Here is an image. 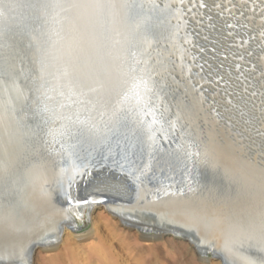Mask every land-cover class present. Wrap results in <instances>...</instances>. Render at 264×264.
<instances>
[{"label":"bare ground","instance_id":"obj_1","mask_svg":"<svg viewBox=\"0 0 264 264\" xmlns=\"http://www.w3.org/2000/svg\"><path fill=\"white\" fill-rule=\"evenodd\" d=\"M137 1L115 0L117 7L99 12L92 9L66 11L53 6L45 27L47 38L43 47L45 55L39 63V67L44 66L40 69V80L32 82L27 74L21 76L23 80L17 75L12 78L14 96L18 99L14 105L20 107L30 100L34 103L31 107L36 106L45 123L31 126L29 123H12L0 112V130L12 134L19 143L23 141L25 150L31 143L28 136L32 138L41 130L47 140L43 148L53 150L50 154L34 152L28 159L9 152L6 146L0 151V242L12 241L17 249L20 248L16 253L18 256L27 252L14 261L17 264L31 260L32 250L40 239L55 231L60 235L63 227L70 228L74 222L71 218H75L73 213H84L90 204L98 202L106 204L111 215L136 224L138 231L143 226L163 228L173 237L187 241L201 256H208L209 248H212V257L222 264H228L227 260L232 263L231 256H243L245 264H249L248 254L264 252V230L246 233L241 229L246 228L244 225L257 228L264 223V205H252L260 191L254 189L247 173L221 167L223 159L216 152L207 150L201 137L195 136L192 126L186 123L188 116H195L202 109V104L196 100L197 94H190V103L182 101L184 98L180 100L176 113L168 120L164 118L170 115V95L166 91V97L159 92L153 96L155 89L150 70L155 67L150 65V55L146 52L159 35H163L156 26L164 19H171L172 0H165L162 5L151 4L158 0H140L146 6L131 21L128 19L129 8L136 7ZM29 3L11 0L6 6L0 5V20L21 16L26 13L22 7H29ZM43 15L48 16V13ZM20 22L27 26L21 32L28 31L35 38L37 31L41 33L39 25H33L29 20ZM8 24L0 22V32L6 27L7 31L18 34L19 29ZM148 25L155 33L145 32ZM30 27H34L33 32ZM180 29L177 27L178 31ZM137 43H141L140 48L136 47ZM175 45L169 48L180 54L179 62L182 63L183 46L181 42ZM169 54L167 50L166 55ZM237 54L238 57L241 55ZM33 62L34 68H38L36 56ZM37 77L35 74L33 79ZM41 81H44L43 85ZM33 94L38 97L37 102L30 99ZM11 98L7 96L8 100ZM2 100L0 98V103ZM162 103L166 105L164 109ZM126 118L134 123H124ZM25 140L28 143H24ZM95 157L99 159L94 160ZM110 157L117 158V162L110 163ZM86 165L89 169H85ZM231 173L236 175L231 179L235 181V187L223 183L225 177L232 176ZM206 178L219 183H208ZM100 180L112 184L117 191L106 196L92 195L91 185ZM85 197L95 202L75 203ZM205 209L218 213L225 210L231 214L230 220L238 222L222 225L214 222L207 227L191 224V217ZM215 237L217 246L206 247L205 243L212 242ZM105 243L101 240L92 245L93 255L98 256L101 264H120V254ZM72 245L70 241L66 242L65 252L56 256L60 264H77ZM2 258L6 255L0 253V263Z\"/></svg>","mask_w":264,"mask_h":264},{"label":"rangeland","instance_id":"obj_2","mask_svg":"<svg viewBox=\"0 0 264 264\" xmlns=\"http://www.w3.org/2000/svg\"><path fill=\"white\" fill-rule=\"evenodd\" d=\"M158 1L161 5L165 2V0ZM172 3L173 17L171 16L172 21L170 19L166 27L167 29L169 26V32L165 31L167 35L158 39L156 47L151 51L154 64H158V67H155V75L166 85L173 109L179 107V101L183 98L185 100L182 101L187 102L192 99L190 94L193 93L195 96L197 94L195 98L200 101L204 109L200 108L195 116H188L186 123L192 126L191 130L195 136L201 137L200 140L204 142L207 150L216 152L223 159L220 163L221 167L241 170L249 175L252 186L258 189L257 192L260 191L261 195L256 194L252 205L262 206L264 205V0H172ZM176 14L179 16L176 17ZM177 27L181 28L180 31ZM171 29L173 31H170ZM178 42L183 46L182 63L179 62L180 54L171 50ZM166 49L170 52L169 56L166 55ZM237 53L241 55L238 57ZM37 132L35 137L28 136L27 140L31 143L24 141L29 144L25 150L23 141L19 143L12 134L7 135L2 129L0 150L6 146L9 152L23 155L26 159L33 156L34 152L50 154L53 150L43 148L47 140H44L41 130ZM234 173H231L229 179L225 177L223 183L235 187V181L231 180L236 176ZM207 182L219 183L217 180H207ZM253 184H256V187ZM90 206L84 213H73L75 218L71 219L74 222L70 224V228L61 227L60 235L55 231L57 235L53 233L45 239H40L39 244L32 250L31 260L26 264H60L56 256L65 252L68 241L73 243L72 246L75 248L77 264H101L98 256L93 255L90 248L101 240L106 242L105 246L111 245L120 254V264H222L219 259L212 257V248H209L208 256H201L187 241L173 237L164 232L163 228L143 226L140 227L142 230L138 231V227L133 222L122 217L120 220L111 215L106 204L98 202ZM248 213L250 214L251 211ZM151 215L156 217V214ZM191 218V224L197 227H207L211 223L222 225L233 221L230 220L231 214L222 209L219 213L205 209ZM237 222L233 221V223ZM244 226L246 228L241 229L246 233L250 231L258 233L264 230V223L257 228ZM216 240L217 237L212 242L207 241L206 247H216L218 244ZM0 243V253L6 255V258L1 259L0 264H17L14 261L27 253L18 256L16 253L20 248L17 249L12 241L5 244V240H1ZM198 251L201 250L198 248ZM247 256L249 264H264V252ZM242 257L231 256L232 263L229 260L227 262L245 264Z\"/></svg>","mask_w":264,"mask_h":264},{"label":"water","instance_id":"obj_3","mask_svg":"<svg viewBox=\"0 0 264 264\" xmlns=\"http://www.w3.org/2000/svg\"><path fill=\"white\" fill-rule=\"evenodd\" d=\"M31 3H41L44 4L45 6L43 7H22V9H26V13H21L22 15H16L13 16L10 20L11 17H7L5 20H0V22H9V26L12 23V28L14 29L15 27L18 30V34H13L12 33V28H10V31H7L6 27L3 28L4 31L0 32V98H1V105L3 107L0 108V112L5 114V119L7 121H11L12 123H29L28 125L31 126L33 123H45V121L42 119L41 113L37 112L38 110L35 107H31L34 105L30 100L26 104L20 105V107H17L14 105V102L17 103L18 99L16 96H14V90L12 88V78L13 76H20L21 80L24 79L23 74H27L28 80H31L32 82L40 80L41 71L40 69L43 68L44 66L39 67V63L42 61L43 56L45 55V51L43 50V47L45 48V42L46 41V30L45 27L48 25V17L51 16L50 11L52 10V4L49 2V0H24V2ZM11 0H0V5L6 6L8 3H10ZM155 2V3H154ZM151 4L156 5V1H154ZM150 4V5H151ZM159 4V3H157ZM140 5V6H139ZM145 3L143 4L142 1L138 0L136 3V7L133 5L129 8V18L134 20L136 18L135 15H139L140 11H142V8L144 7ZM3 6V7H4ZM146 6V5H145ZM144 10V9H143ZM48 13V16L43 15V13ZM24 14V15H23ZM11 16V15H10ZM20 20H29L32 22L33 25L40 26L41 33L40 31H37L36 34H38V37H33L32 33L31 35L29 34L28 31L21 32V29L27 28V26L22 24ZM170 19H164L163 23L161 25L156 26L160 30H158L160 33H163V35H159V38L155 40L154 44L148 49L146 53L150 55V65L153 64L154 67H158V64H154L153 59L151 58V51L155 47L156 42L158 39H160L162 36L165 34L167 22H169ZM31 31L33 32L34 27H30ZM28 29V30H29ZM149 28L145 30V32L151 33L155 31L153 29ZM9 30V29H8ZM156 30V29H155ZM152 35V34H149ZM137 36V35H136ZM141 36V33H140ZM141 44V43H140ZM140 44L137 43L136 47L140 48ZM133 47V46H132ZM135 47V46H134ZM133 47V48H134ZM145 54V53H144ZM143 54V55H144ZM36 56V64H38V68H34L35 63L33 62V57ZM29 60L28 62L26 60ZM22 63V64H21ZM32 64L30 66H27L28 64ZM34 63V64H33ZM152 63V64H151ZM22 67L26 70L25 72H22ZM29 67V68H28ZM36 67V66H35ZM155 68H151L150 73L152 75L153 81H154V89H155V94L153 96L157 95V93H162L164 97L167 96L166 90L167 87L164 85V82H160L157 79V76L155 75ZM30 73V74H28ZM35 74H38V77L36 79H33V76ZM41 85L44 84V81H41ZM169 95V93H168ZM7 96H12L11 99H7ZM38 97L31 95V100L33 102H37ZM152 102H155V100H152ZM39 104V102H38ZM163 104V105H162ZM161 104L162 109L165 108L166 105L164 103ZM2 110V111H1ZM176 113V109H173L171 107L170 115L166 118L165 120L169 119ZM163 115V114H162ZM32 122V123H31ZM168 122V121H167ZM124 123H134L132 120L127 119L124 121ZM170 123V122H169ZM2 151V150H0ZM99 159V157H95L94 160ZM103 159L101 158L100 161ZM89 160L87 159L85 162L87 163ZM109 162L115 164L117 162V158H109ZM90 165V164H89ZM89 165H86L85 169H89ZM92 165V163H91ZM79 175L77 174L76 177ZM209 181V178H206ZM206 180V181H207Z\"/></svg>","mask_w":264,"mask_h":264},{"label":"snow or ice","instance_id":"obj_4","mask_svg":"<svg viewBox=\"0 0 264 264\" xmlns=\"http://www.w3.org/2000/svg\"><path fill=\"white\" fill-rule=\"evenodd\" d=\"M49 2L52 4V6L62 7L66 11H71L74 9H92L99 12L104 9L114 8L118 6L115 0H49ZM29 6L43 7L45 5L41 3H35ZM96 179L99 180V177H97ZM114 191H117V189L112 184H109L103 180H100L99 183L94 182L90 188V192L92 195L104 194L106 196L108 193ZM89 202H95V201L94 200L90 201L87 197L77 199L75 201V203L77 204H86Z\"/></svg>","mask_w":264,"mask_h":264}]
</instances>
